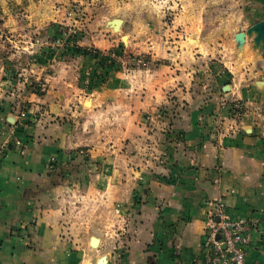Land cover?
<instances>
[{"label": "crops", "instance_id": "0c3cea01", "mask_svg": "<svg viewBox=\"0 0 264 264\" xmlns=\"http://www.w3.org/2000/svg\"><path fill=\"white\" fill-rule=\"evenodd\" d=\"M206 2L208 7L210 0ZM181 3L176 78L173 67L161 66L137 71L134 77H142L140 82L116 74L103 87L128 94L129 105H158L170 95L179 96V105L185 107L179 114V157L167 164L171 175L136 180L147 188L128 212L115 211L113 256L107 264H203L202 240L218 202L230 219L254 226L245 262L264 264V48L254 41L255 35H247L242 46L235 41L236 34L264 20V0H242L226 19L215 21L201 20L205 14L199 13L198 0ZM104 37L103 45L110 44ZM201 61L205 65L199 67ZM148 74L157 78L153 93L145 92L151 83ZM2 78L0 73V87ZM137 87L144 91L135 97ZM27 100L36 107L46 105L39 108L55 117L68 104L53 90L44 98L30 93ZM9 105H0V144L8 124L19 118L8 111ZM51 130L37 128L30 149H13L2 158L0 264L93 260L87 227L80 221L83 229L72 240L71 220L61 219L63 213L55 209L60 191L49 177L48 161L64 148L66 138ZM98 241L103 249V238Z\"/></svg>", "mask_w": 264, "mask_h": 264}, {"label": "rangeland", "instance_id": "374dc122", "mask_svg": "<svg viewBox=\"0 0 264 264\" xmlns=\"http://www.w3.org/2000/svg\"><path fill=\"white\" fill-rule=\"evenodd\" d=\"M206 1L198 0L199 13L205 14L201 20L215 21L226 19L242 0H210L208 7ZM181 4V0H0V105L6 101L8 111L19 117L8 124L2 141L8 143V151L30 149L37 128H51L66 138L64 148L49 159L48 174L60 191L55 209L63 213L61 219L71 220L72 240L82 225L88 241L95 237L105 242L103 249L89 245L91 264L113 256L115 211L128 212L147 188L136 180L167 178L172 171L167 164L179 157L183 135L179 114L185 109L179 96L143 107L129 105L123 91L103 87L116 74L139 81L142 77H134L137 71L161 66L173 67L176 78ZM115 19L122 21L117 27L110 24ZM101 36L110 44L103 45ZM204 65L199 62V67ZM103 72L108 73L106 81L99 85L96 77ZM155 80L145 92L153 93ZM141 89L136 88L135 97L143 94ZM47 90L68 100L57 117L39 108L46 105L36 107L27 100L30 93L44 98ZM15 141L20 144L12 145Z\"/></svg>", "mask_w": 264, "mask_h": 264}, {"label": "built area", "instance_id": "2783aa9c", "mask_svg": "<svg viewBox=\"0 0 264 264\" xmlns=\"http://www.w3.org/2000/svg\"><path fill=\"white\" fill-rule=\"evenodd\" d=\"M7 151L8 143L4 141L0 144V167ZM253 229L246 220L230 219L221 202L215 204L202 240L203 264H246L247 251L253 244Z\"/></svg>", "mask_w": 264, "mask_h": 264}, {"label": "water", "instance_id": "95a60500", "mask_svg": "<svg viewBox=\"0 0 264 264\" xmlns=\"http://www.w3.org/2000/svg\"><path fill=\"white\" fill-rule=\"evenodd\" d=\"M122 23V21L120 19H115L113 21L110 22V24L113 27H117ZM247 35H255L254 41L257 44H262L263 48H264V20L263 21H259L257 23H255L254 25H252L251 27H249L247 29L246 32H240L238 34L235 35V41L236 44L238 46H242L243 43L245 42V37ZM11 124H14V122H10ZM98 239L95 237H92L90 239V246L93 248H96L98 246ZM107 264V258L105 256H103L101 259L98 260L97 264Z\"/></svg>", "mask_w": 264, "mask_h": 264}, {"label": "trees", "instance_id": "16d2710c", "mask_svg": "<svg viewBox=\"0 0 264 264\" xmlns=\"http://www.w3.org/2000/svg\"><path fill=\"white\" fill-rule=\"evenodd\" d=\"M8 62V61H7ZM107 72H103V74L100 76V77H96V82L99 84V85H102L105 83L106 81V76H107ZM37 93H40V91H37Z\"/></svg>", "mask_w": 264, "mask_h": 264}]
</instances>
